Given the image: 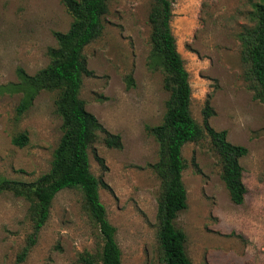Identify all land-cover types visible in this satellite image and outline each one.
Masks as SVG:
<instances>
[{
    "label": "rangeland",
    "instance_id": "1",
    "mask_svg": "<svg viewBox=\"0 0 264 264\" xmlns=\"http://www.w3.org/2000/svg\"><path fill=\"white\" fill-rule=\"evenodd\" d=\"M261 0H172L171 29L191 86L190 111L202 125L209 118L227 140L243 145L240 158L246 194L234 204L222 180L220 157L207 136L182 147L187 207L175 225L186 235L193 264H264V105L252 98L240 58V32L253 26V4ZM154 0H109L102 34L83 53L92 71L79 97L122 148L100 139L88 149L91 172L109 185L99 188L108 221L115 227L120 264H162L156 238L160 181L151 168L158 144L146 127L161 122L169 92L164 72L151 56L149 12ZM72 21L62 0H0V177L33 181L48 171L62 135L57 90L39 91L17 114L23 92L18 68L33 75L50 61L54 31ZM21 133L23 146L12 143ZM102 137V134H100ZM103 159L104 167L94 157ZM28 202L0 192V264H85L99 254L102 237L78 188L60 190L49 218L23 260L18 256L32 231Z\"/></svg>",
    "mask_w": 264,
    "mask_h": 264
},
{
    "label": "trees",
    "instance_id": "2",
    "mask_svg": "<svg viewBox=\"0 0 264 264\" xmlns=\"http://www.w3.org/2000/svg\"><path fill=\"white\" fill-rule=\"evenodd\" d=\"M62 2L72 21L66 31L53 32L56 46L48 49L49 63L33 75L18 68L20 81L13 84L23 92L18 115L39 91H58L55 105L62 120V135L47 172L28 182L0 177V192L10 191L28 202L32 231L18 256L19 261L36 243L39 231L49 218L54 196L62 189L78 188L84 208L98 227L103 242L99 254L85 253L80 256L81 261L85 264H120L121 251L115 240V227L108 221L99 197L100 187L108 190L110 187L101 176L96 177L91 172L88 149L99 139L107 147L121 149V136L108 131L79 97L83 77L92 74L83 50L102 34L109 0ZM172 16V0H154L148 16L151 56L164 72V88L169 97L161 122L146 129L158 144L157 160L150 166L160 181L156 208L159 259L162 264H193L185 250L186 235L175 225L179 212L187 207V192L182 181L185 169L182 147L204 136L209 138L220 157L222 180L234 204L243 202L247 190L239 162L247 154V148L231 143L225 130H216L210 125L209 118L214 115V110L209 99L202 109V125L192 117L189 74L176 47L171 29ZM251 16L253 26L244 28L239 34L240 58L244 64V78L253 91L252 98L264 105V0L253 4ZM26 142L25 133L12 138V143L17 146ZM94 157L105 168L103 159L95 152Z\"/></svg>",
    "mask_w": 264,
    "mask_h": 264
}]
</instances>
